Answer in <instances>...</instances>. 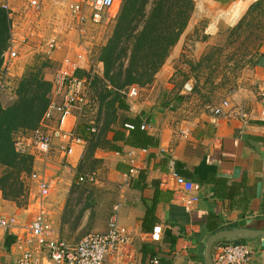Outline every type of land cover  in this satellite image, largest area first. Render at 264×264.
Listing matches in <instances>:
<instances>
[{
    "label": "crops",
    "instance_id": "0c3cea01",
    "mask_svg": "<svg viewBox=\"0 0 264 264\" xmlns=\"http://www.w3.org/2000/svg\"><path fill=\"white\" fill-rule=\"evenodd\" d=\"M16 1L11 0L10 4H16ZM18 1L22 3L24 12H20L21 9L18 11L21 14H16L15 17L18 18L17 23L20 21L24 26L16 29V36L22 37L20 42L26 39V43L30 45L31 40H37L34 35L38 36L42 27L35 24V21L38 23L44 20L48 23V15L45 19L30 20L32 15L25 12L30 8L28 11L34 15L44 13L47 10L44 6L46 2L41 0V5L33 9L25 0ZM237 1L194 0V10L185 32H190L199 20H207L211 28V25L219 23L225 9ZM13 10L18 13L14 8ZM56 20L60 19L57 17ZM63 21L61 26L65 32L74 30L69 29L66 19ZM25 29H28V36L21 32H25ZM51 37L55 36L52 34L45 41ZM183 37L184 33L171 48L153 80L143 88L136 85L139 88L137 98L121 95L117 108L122 113V118L105 133L117 172L127 180L124 197L114 217L131 234L130 245L122 254L109 258L106 264H148L154 257H158L161 264H205L203 251L211 238H214L211 252L214 246L223 242L243 243L251 249L252 264H264V119L260 118L261 101L257 94V85L261 87L264 83V55L258 59L253 70L254 92L246 90L247 93L236 100L250 114V120L246 124L232 117H213L210 114L197 116L182 104L184 96L178 95L175 85L178 60L184 53ZM31 44L35 45L33 41ZM69 57L72 61L68 52L65 60ZM48 58L57 60L59 66H63L64 54L57 51V48ZM81 62L87 64L88 60ZM81 62L75 60V64ZM96 66L98 76L103 79V63L97 60L94 67ZM11 76L12 73L7 80ZM44 79L51 83L54 76L46 74ZM183 92L181 90L180 94ZM4 93L0 94L2 106L6 103ZM75 115L77 110L65 117L64 129H77L78 120ZM125 117H140L142 123L147 125V133L157 138V145L140 149L126 145L122 140H113L115 131L122 130V120ZM58 119L59 114L54 112L51 119L42 120L41 126L52 130L58 126ZM90 123L96 128L92 121ZM184 128L188 129L185 137L180 134V130ZM60 144L59 140H54L46 156L30 155L32 168L27 176L31 194L29 207L34 203L37 207L36 204L39 203V180L32 175L43 176L47 192L41 193L42 208L47 220L61 238L77 242L63 237L54 226L53 218H50V200L54 198L56 189L48 169L58 166L63 169V173L68 167L74 168L85 151L86 142L75 145L69 156L64 155ZM132 166L136 167L135 172L129 174ZM170 169L200 183L201 188L197 193L199 200L193 207L187 208L174 200V182L168 174ZM2 197L0 190V202ZM0 215L14 217L22 225L33 219L31 216L19 219L16 215ZM107 225L108 222L96 232L105 231ZM154 225L162 227L159 242H152L149 238ZM25 245L22 230L14 229L11 234L0 233V262L16 264Z\"/></svg>",
    "mask_w": 264,
    "mask_h": 264
},
{
    "label": "rangeland",
    "instance_id": "374dc122",
    "mask_svg": "<svg viewBox=\"0 0 264 264\" xmlns=\"http://www.w3.org/2000/svg\"><path fill=\"white\" fill-rule=\"evenodd\" d=\"M42 1L44 3V0ZM72 1L75 0H45L44 6L47 10L41 14H38L39 11L36 12L38 15L29 12L30 8H27L25 13L32 15L30 20L45 19L48 15V23L44 20L38 23L35 21V24L42 25L38 36L34 35L37 40H31L35 45L31 43L29 45L26 39L20 42L22 37L16 36V29H22L24 23L20 24V21L17 23L18 18L15 15L24 12V8H21L23 5L18 0L16 4L11 3L15 11L22 9L18 13L13 12L11 18L7 16L10 20L9 46L14 47L18 56L14 60L16 63L11 70L12 76L8 78L6 87L0 90V94L5 92V107L11 105L16 100L20 79L25 75L32 77L34 73L45 78L46 74L55 77L58 71L65 70L74 75L85 76L91 81L90 105L84 110H77L76 115L78 129L85 135V151L74 168L68 167L63 173V169H59L58 166L48 169L49 177L56 189L54 198L50 200L52 204L50 218H53L54 226L63 237L70 241H78L90 232L100 231L108 219L115 215L127 185L126 178L117 172L113 153L109 151V143L105 136V133L115 126L117 120L122 118V113L117 108L118 95L106 86L97 74V66L94 67L100 59L102 48L111 38L115 20L124 0H115L113 7L100 22L88 21L80 29L65 32L61 22L66 19L68 5ZM255 1L251 0L234 19L230 18L233 4L221 14L219 23L211 25V28L207 20H199L190 32H185L187 28L182 32L184 53L178 60L175 85L178 95L184 96L182 104L190 109L193 115L210 114L213 106L226 99L231 105L241 106L236 100L247 93L246 90L254 92L253 70L258 59L264 55V42L260 40L264 35V16L253 24V26L259 24V27H252L249 30L252 32H246L243 36H239L234 27L249 5ZM152 2L153 0H146L142 10L137 13L134 23L138 28L142 25V15L148 14ZM57 17L60 20H56ZM27 30L21 31L26 34L24 36H28ZM51 33L58 41L57 51L64 54L62 67L57 60L48 58L56 48L49 54L46 52L48 47L45 38L52 35ZM251 33L254 35L251 36ZM256 46L259 47V52L255 51ZM68 52L72 61L70 57L65 60V54ZM79 52H82L84 60H88L87 64L83 62L75 64V57ZM54 55L56 59V54ZM187 82L191 84L190 90L184 89ZM144 86L146 85L139 87ZM260 89L261 87L257 85L258 96ZM127 90L120 92V95L127 97ZM181 90L184 91L183 94H180ZM50 93L49 97H52ZM90 121L96 128L89 125ZM88 126L90 131L87 129ZM31 131H18L15 140L29 135ZM28 156L32 164L31 156ZM23 168L18 166L11 169L1 166L0 190L3 200L0 202V214L16 215L19 219H26L27 216L34 218L35 213L42 207L41 193H46L47 190L42 191L39 188L37 193L39 203L36 204L38 208L34 206L35 203L29 207L31 194L27 176L32 167L28 173H24ZM81 174L86 176V181L78 180Z\"/></svg>",
    "mask_w": 264,
    "mask_h": 264
},
{
    "label": "built area",
    "instance_id": "2783aa9c",
    "mask_svg": "<svg viewBox=\"0 0 264 264\" xmlns=\"http://www.w3.org/2000/svg\"><path fill=\"white\" fill-rule=\"evenodd\" d=\"M27 4L37 9L41 0H25ZM11 0H0V7L3 8L8 17L11 18L14 10L10 4ZM115 0H75L69 3L66 23L69 29H80L88 21L100 22L104 15L113 7ZM47 54L57 48L56 37L47 39ZM17 52L11 46L2 54V66L0 71V90L6 87L7 77L17 59ZM77 61H83L82 52L76 55ZM91 81L87 77L74 75L65 70L56 73L51 86L50 102L44 113L43 121L51 119L54 112L59 114L58 126L52 130L37 127L29 135L14 139V147L17 153L23 155H48L54 140L60 141V149L65 156L73 152L75 145L85 143L84 138L77 132L76 128L64 129L63 122L66 116L71 115L73 110H84L90 105ZM191 84L187 82L184 89L190 90ZM261 111L260 118L264 119V83L260 89ZM127 97L134 99L139 95V88L132 85L126 92ZM213 117L238 118L245 124L250 120L249 112L242 106L231 105L229 100H223L210 110ZM77 118V116L75 115ZM141 129L146 130L147 125L141 124ZM93 131V130H92ZM185 137L188 129L180 130ZM134 166L129 169V174L135 172ZM174 182V200L185 207H193L199 200L197 193L200 191L199 182L188 179L178 174L174 169L168 171ZM39 180V188L42 191L47 189V183L43 176L32 175ZM85 175L78 177L84 181ZM22 230V241L25 248L22 250L16 264H106L109 258L123 253L131 243V234L127 227L119 223L116 217L112 216L103 232H90L77 242H69L61 238L47 220L46 213L41 207L34 218L27 224L22 225L18 219L0 215V233L11 234L13 230ZM162 227L154 225L149 238L152 242L161 240ZM252 252L248 245L236 242H223L214 246L211 252L212 264H252ZM0 264H3L0 262ZM134 264V263H126ZM148 264H161L158 257L152 258Z\"/></svg>",
    "mask_w": 264,
    "mask_h": 264
},
{
    "label": "trees",
    "instance_id": "16d2710c",
    "mask_svg": "<svg viewBox=\"0 0 264 264\" xmlns=\"http://www.w3.org/2000/svg\"><path fill=\"white\" fill-rule=\"evenodd\" d=\"M145 1H123L111 38L102 48L99 60L104 68L103 81L118 95V99L121 97L120 92L126 91L130 86H143L153 80L171 48L187 27L194 10V0H153L148 14L142 15V25L138 28L134 20ZM7 16V12L0 7V71L1 54L10 45V20ZM262 16H264V0H256L249 5L234 27V31L239 36L252 32L249 30L252 27H259V24L256 26L253 24ZM263 36L260 38L262 43ZM258 49L259 47L256 46L255 51L259 52ZM51 85L37 73L32 77L25 75L20 79L16 100L6 107L0 103L1 166L11 169L21 166V168L25 167L22 169L24 173L30 171V157L21 155L15 150V134L21 130H34L41 125L49 105ZM141 124L140 117H125L122 120V130L115 131L113 140H122L126 145L140 149L157 145V138L141 129ZM87 129L90 131V127ZM125 131L128 133L126 134ZM77 132L85 139V135L78 127Z\"/></svg>",
    "mask_w": 264,
    "mask_h": 264
},
{
    "label": "bare ground",
    "instance_id": "6f19581e",
    "mask_svg": "<svg viewBox=\"0 0 264 264\" xmlns=\"http://www.w3.org/2000/svg\"><path fill=\"white\" fill-rule=\"evenodd\" d=\"M248 2H250V0H238L230 10V18L234 19L235 17H237L240 14L241 10L246 7Z\"/></svg>",
    "mask_w": 264,
    "mask_h": 264
},
{
    "label": "water",
    "instance_id": "95a60500",
    "mask_svg": "<svg viewBox=\"0 0 264 264\" xmlns=\"http://www.w3.org/2000/svg\"><path fill=\"white\" fill-rule=\"evenodd\" d=\"M213 239L211 238L209 239L204 247V251H203V256H204V260H205V264H212L211 262V248L213 246Z\"/></svg>",
    "mask_w": 264,
    "mask_h": 264
}]
</instances>
